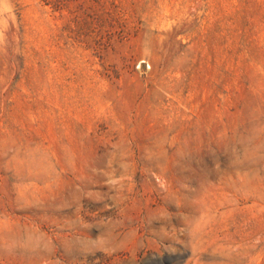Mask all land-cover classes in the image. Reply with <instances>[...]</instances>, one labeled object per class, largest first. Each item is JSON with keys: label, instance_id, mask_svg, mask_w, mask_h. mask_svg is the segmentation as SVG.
Segmentation results:
<instances>
[{"label": "rangeland", "instance_id": "1", "mask_svg": "<svg viewBox=\"0 0 264 264\" xmlns=\"http://www.w3.org/2000/svg\"><path fill=\"white\" fill-rule=\"evenodd\" d=\"M0 264H264V0H0Z\"/></svg>", "mask_w": 264, "mask_h": 264}]
</instances>
